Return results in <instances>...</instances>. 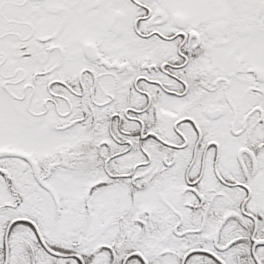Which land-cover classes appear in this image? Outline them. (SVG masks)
Wrapping results in <instances>:
<instances>
[{
  "label": "snow or ice",
  "instance_id": "obj_1",
  "mask_svg": "<svg viewBox=\"0 0 264 264\" xmlns=\"http://www.w3.org/2000/svg\"><path fill=\"white\" fill-rule=\"evenodd\" d=\"M0 264H264V0H0Z\"/></svg>",
  "mask_w": 264,
  "mask_h": 264
}]
</instances>
